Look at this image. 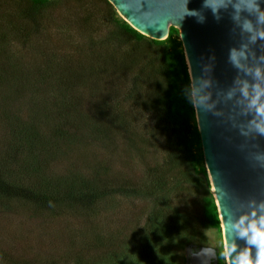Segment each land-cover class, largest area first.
Here are the masks:
<instances>
[{"label": "trees", "instance_id": "obj_1", "mask_svg": "<svg viewBox=\"0 0 264 264\" xmlns=\"http://www.w3.org/2000/svg\"><path fill=\"white\" fill-rule=\"evenodd\" d=\"M100 1L107 9L105 22L112 26L108 41L125 42L120 57L109 44L103 47L93 40L95 19L86 16L64 25L45 14L50 3L0 0V202L50 216L93 212L114 190L132 197L164 195L125 238V251L152 260L162 252L166 232L180 227V209L170 200L172 189L184 187L181 173L193 182L201 174V222L217 228L219 220L186 95L190 83L178 36L170 32L164 44L154 46ZM52 26H63L66 35L79 37L51 40L49 35L58 32H52ZM124 69L125 106L115 93L111 100L82 103L84 84L92 95L98 73ZM124 133L125 184L104 176L106 166L92 172L73 165L60 172L51 168L65 147L96 143L113 148L116 136ZM156 137L162 141V156L140 175L132 174L135 146H152ZM35 258L12 260L5 253L0 254V264H40ZM95 258L79 264H94Z\"/></svg>", "mask_w": 264, "mask_h": 264}, {"label": "rangeland", "instance_id": "obj_2", "mask_svg": "<svg viewBox=\"0 0 264 264\" xmlns=\"http://www.w3.org/2000/svg\"><path fill=\"white\" fill-rule=\"evenodd\" d=\"M83 4L82 7H77ZM106 7L100 0H58L48 5L45 14L56 17L62 24L79 22L87 16L95 19L93 40L97 45L109 44L117 56L125 54V42H109L110 23L105 22ZM91 12L94 16H90ZM117 14V13H116ZM118 15V14H117ZM58 16V17H57ZM49 35L51 40L76 41L78 35L72 32V38L63 32V26ZM81 37V36H80ZM84 40V39H83ZM86 41V39H85ZM71 54V53H70ZM97 84L92 88L83 85L82 103L99 102L116 94V98L125 106V69L122 72H101L97 74ZM112 98H110L111 100ZM115 147L103 148L96 143L65 147L52 162L53 171H64L71 165L82 171H100L104 176H115L125 184V166L128 154L125 151L124 136H116ZM152 146H135L133 154V172L138 175L144 167L162 156V141L156 137ZM140 175V174H139ZM180 191L172 189L171 205L180 209L177 218L181 220L177 232H166L161 253L152 260H145L138 254L125 251V238L137 228L146 216V212L164 200V195L134 197L123 192L110 191L104 203L95 211L58 215L32 214L25 208L0 202V254L7 253L8 258H21L28 262L35 258L38 263L72 264L84 263L89 257H96L94 264H224L218 258L219 245L223 240L222 228L208 227L201 222V199L205 195L204 182L198 173L194 180L184 179ZM209 190V179L205 170ZM183 191V192H182ZM103 255V256H102Z\"/></svg>", "mask_w": 264, "mask_h": 264}, {"label": "water", "instance_id": "obj_3", "mask_svg": "<svg viewBox=\"0 0 264 264\" xmlns=\"http://www.w3.org/2000/svg\"><path fill=\"white\" fill-rule=\"evenodd\" d=\"M54 4L58 0H29ZM109 4L135 35L156 46L164 44L169 33L178 36L187 67L189 83L203 78L210 81L205 91L210 94L213 108L205 111L193 104L198 132V145L209 179V190L215 204L223 238L234 239L237 250L245 241L235 236L232 225L241 215H248L264 201V166L257 156H264V137L248 133L251 117L239 91L226 97L234 82L248 79L229 61L230 50L248 45L249 56L244 63L251 67L261 64L264 40L249 42V33H242L238 22L231 18L232 8L221 9L218 17L203 8V0H187V9L199 15H184L183 0H102ZM264 8V0H260ZM253 23L254 16L242 13ZM202 17V19L200 18ZM238 88V86H237ZM219 113V114H217ZM257 215L260 214L256 208ZM253 256L255 248L252 249Z\"/></svg>", "mask_w": 264, "mask_h": 264}, {"label": "clouds", "instance_id": "obj_4", "mask_svg": "<svg viewBox=\"0 0 264 264\" xmlns=\"http://www.w3.org/2000/svg\"><path fill=\"white\" fill-rule=\"evenodd\" d=\"M185 12L184 15L197 16V10L187 9V0H183ZM203 8H208L218 17L221 9L227 10L232 8L231 18L234 22H238L242 33H249V42L255 43L257 39L264 40V8L261 7L260 0H203ZM247 13L248 16H254L256 25L247 16L241 20V14ZM202 19V17H200ZM248 45L241 44L240 48H232L230 50L229 61L244 76H250L248 79H239L234 82L232 90L226 94L228 99L234 95V90H238L240 97L246 101L247 109L244 115H249L251 119L247 122L248 133H255L264 137V55L259 59L261 64L255 66H247L244 61L248 59ZM210 85V81L204 80L193 81L186 91L189 102L195 107L209 111L213 108L210 102L211 97L205 89ZM238 86V88H237ZM219 114V113H217ZM257 159L264 166V156H257ZM256 208L260 214L257 215ZM235 236L245 241V247L237 250L234 239L229 240L225 233L220 243L218 258L223 260L224 264H264V201H261L248 215H241L232 225ZM255 248V255L252 249Z\"/></svg>", "mask_w": 264, "mask_h": 264}, {"label": "bare ground", "instance_id": "obj_5", "mask_svg": "<svg viewBox=\"0 0 264 264\" xmlns=\"http://www.w3.org/2000/svg\"><path fill=\"white\" fill-rule=\"evenodd\" d=\"M221 228H222V226H221ZM222 231H223V229H222Z\"/></svg>", "mask_w": 264, "mask_h": 264}]
</instances>
